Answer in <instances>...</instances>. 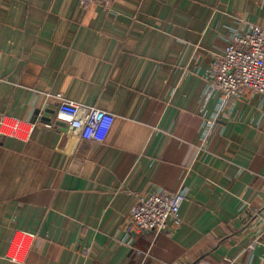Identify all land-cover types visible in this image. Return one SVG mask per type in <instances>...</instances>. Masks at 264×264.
I'll use <instances>...</instances> for the list:
<instances>
[{"label": "crops", "instance_id": "1", "mask_svg": "<svg viewBox=\"0 0 264 264\" xmlns=\"http://www.w3.org/2000/svg\"><path fill=\"white\" fill-rule=\"evenodd\" d=\"M242 21L264 25V0H0V117L37 121L27 141L0 134V264H20L18 236L24 264H264V245L246 251L264 222V96L206 97ZM58 94L114 113L105 141L81 139ZM181 188L182 226L129 246L139 199Z\"/></svg>", "mask_w": 264, "mask_h": 264}, {"label": "built area", "instance_id": "2", "mask_svg": "<svg viewBox=\"0 0 264 264\" xmlns=\"http://www.w3.org/2000/svg\"><path fill=\"white\" fill-rule=\"evenodd\" d=\"M102 0H80L83 5L99 3ZM206 97L223 95L221 109L230 99L244 91L264 96V25L242 21L231 30L223 54L216 55L206 75ZM59 100V113L69 120V125L81 139L88 142L105 141L115 120V114L95 105L76 102L63 94ZM37 121L3 115L0 117V134L27 141ZM47 126L52 124L48 123ZM186 199L183 188L176 191L162 189L142 197L132 208L124 223L129 246L135 242L134 233H171L183 223L181 207ZM30 237H14L7 258L14 263L24 264L31 248ZM256 244L264 245V222L256 236L246 247L252 253ZM137 253H141L137 250ZM238 256L224 257L223 264H238ZM251 262V260L249 261ZM196 264H213L201 259Z\"/></svg>", "mask_w": 264, "mask_h": 264}, {"label": "water", "instance_id": "3", "mask_svg": "<svg viewBox=\"0 0 264 264\" xmlns=\"http://www.w3.org/2000/svg\"><path fill=\"white\" fill-rule=\"evenodd\" d=\"M40 114H41V109H38V110L36 111V115H37V117L34 118V120H37V118H38V116H40ZM41 118L44 119V120H50V116H49L48 113H44V115L41 116Z\"/></svg>", "mask_w": 264, "mask_h": 264}]
</instances>
